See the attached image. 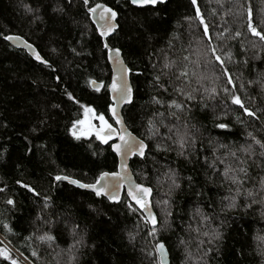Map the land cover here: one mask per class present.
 <instances>
[{
    "label": "trees",
    "instance_id": "1",
    "mask_svg": "<svg viewBox=\"0 0 264 264\" xmlns=\"http://www.w3.org/2000/svg\"><path fill=\"white\" fill-rule=\"evenodd\" d=\"M100 1L118 13V28L107 42L121 49L131 70L134 97L124 107L123 115L140 138H145L153 112L164 110L151 102L153 96L159 94L167 100L171 94L172 98L183 99L172 94L170 76L162 77L168 92L154 82L165 54L173 60L188 56L190 61L199 59L203 63L204 57L199 54L206 51L209 37L236 85L245 84L246 91L238 94L260 119L242 115V110L223 93L215 98L205 94L201 100V89L194 93L195 100L185 101L188 111L180 114L181 126L187 123L196 138L189 159L178 156L175 146L172 151H157L154 145L160 137L145 139L151 151L146 159L133 158L131 168L139 182L152 188L158 225L155 236H151L148 233L152 226L141 219L140 213L132 214L125 206V202H131L126 195L121 202H111L54 179L68 175L92 182L100 171L117 170L118 164L109 145L101 144L94 136L76 140L69 131L72 122L83 116L80 104L105 112L109 94L105 88L96 92L89 81L107 84L112 74L103 49L104 39L99 37L82 0H0V33L24 37L52 64L48 68L37 63L27 51L0 36V222L8 223L15 233L8 235L12 257L22 264H69L70 256L75 257L71 264H159L154 247L162 241L171 264H264V243L257 239L264 237L260 206L246 209L240 199V207L222 210L227 203L222 198L229 194L228 184L221 186L222 177L218 175L223 165L217 164L216 173L208 167L214 159L213 149L215 156L221 157L226 151L218 145H242L249 131L264 137V91L259 83L248 85L249 80H259L264 75V42L252 36L246 26L251 9L254 26L258 31L264 28V0H197L196 5L191 0H167L146 7H136L129 0L90 3ZM196 7L208 24L209 37L202 36L203 25L195 19ZM54 8L63 11H53ZM224 28L229 31L221 40L218 33ZM236 31L241 33L238 38L227 39ZM229 52L230 60L224 56ZM213 64L216 66L197 69L208 77L203 86L223 88L226 78L215 79L220 67L216 61ZM188 67L191 75L195 65L189 63ZM192 87H199L195 80ZM65 89L74 100L68 99ZM165 123L171 126L176 121L168 117ZM216 123H225L229 128H215ZM167 131L161 127V136ZM170 169L175 170L179 187H173L165 175ZM250 172L253 176L264 174L255 166ZM23 184L39 195L29 192ZM45 196L49 198L47 208L43 206ZM8 199L13 200V205L6 203ZM165 200L167 205L163 204ZM197 209L209 217L201 232L220 233L219 239L210 245L205 242L199 249L197 238L207 241L208 237L189 229V225L195 229L200 224ZM74 224L79 226L75 238L82 244L69 252ZM44 232L56 238L53 247L35 240L28 246L25 237ZM129 233L135 238L130 240ZM4 237L0 224V240ZM33 249L38 250V258L31 255ZM0 264L10 261L0 259Z\"/></svg>",
    "mask_w": 264,
    "mask_h": 264
},
{
    "label": "snow or ice",
    "instance_id": "2",
    "mask_svg": "<svg viewBox=\"0 0 264 264\" xmlns=\"http://www.w3.org/2000/svg\"><path fill=\"white\" fill-rule=\"evenodd\" d=\"M82 2L89 16L93 18V22L97 25L96 31L99 33V37L101 39L110 37L118 28V13L112 7L104 3H90V0H82ZM130 3L137 6H156L157 4L165 3V0H130ZM191 3L196 5L197 0H191ZM27 11L32 12V9L27 8ZM53 11L62 12L63 8H54ZM185 19L191 20L193 18L185 17ZM195 19L198 20L199 25H203L202 36L209 37V27L208 24L205 23L199 7L195 9ZM225 23L227 22L225 21ZM261 23L264 24V21ZM246 26L247 31L251 33L252 36L258 37L260 41L264 42V28L258 31L257 26H254L251 9L247 12ZM228 31V28H224L223 32L218 33V38L224 40V33ZM240 35L241 33L236 31L234 36H229L227 39H236ZM0 36H2L5 41L14 42L18 46L22 45L37 63L52 68V64L49 60L45 59L30 42L23 40L22 37L11 34L5 35L3 33H0ZM103 49L106 51L107 59L113 65L111 81L107 84H104V82L97 84L96 81L92 80L89 81V83L96 92L99 93L103 87L109 94V102L106 105L105 112H98L91 105L80 104L83 116L72 122L69 131L76 140H80L81 137L94 136L101 144L109 145L115 156L119 158V163L116 165L117 170L100 171L92 182H83L80 179H74L68 175H57L54 179L56 181H67L70 185H74L79 189L90 190L96 197H105L111 202H121L120 191L126 188L128 201L131 202H125V206L132 214L140 213L141 219H143L146 224L152 225L151 231L148 234L155 236L158 221L152 210L149 199L152 188L134 182L131 178L128 166V162L132 157L146 159L147 152L151 151V149L149 145L145 143V139L152 140L156 137H160V142L154 145L157 151H172V146H175V151L178 156L189 159L191 155L189 150L195 146L196 138L190 131L187 123H183L181 126L180 114L188 111L185 101L195 100L196 95H194V93L201 92V89H203L200 97L201 100L204 98L205 94L210 98H215L217 95L223 93L232 105H236L242 110V115L256 119H260V117L257 116L256 110L246 106L245 101L238 94L240 91H246L245 84L240 82L238 86L236 85L225 65L224 59L218 54V48L212 44L211 38L209 37L206 42V51L199 54L204 57L203 63H201L199 59L197 61H190L188 56H182L173 60L169 59L167 54H165L163 63L161 64V71L158 75L154 76V82L159 88L163 89L164 92H168V87L163 82L162 77L170 76L172 78L169 82L172 88V94L183 97V99L178 100L172 98L171 94L167 100L160 97L159 94L153 96L151 102L154 105H159L160 108L164 110L160 111L157 109L153 112V116L149 117L147 121L145 138H139L129 131L121 111L123 105L130 104L133 100L132 88L128 82V73L131 70L124 63L120 48L111 47L107 40H104ZM53 51H55V49H53ZM224 56L230 60L231 53H224ZM213 61L218 62L220 67V75L215 76V79L219 80L221 76L226 78V85L220 89L216 86L205 88L203 86V81L208 79V77L204 76L202 72L197 71V69L202 67L207 68L208 65H213V67H215L216 65L213 64ZM189 63L195 65V69L191 72V75L189 74ZM173 69H175V71H173ZM56 79L59 80L60 78L56 77ZM172 80L178 83H173ZM193 80H195V83L199 85V87H192ZM257 83L260 84L261 90L264 91V75H262L259 80L248 81L249 86ZM227 85H231L232 87L229 88ZM65 95L70 101L74 100L72 93L68 92L67 89H65ZM249 99H252V97H249ZM76 103H79V101H76ZM168 117L174 118L176 123L171 126L166 124L165 119ZM240 122L243 123L244 121L241 120ZM161 127H165L168 130L167 134L164 136L160 134ZM214 127L226 130L229 128V125L225 123H216ZM218 147L226 149L224 155L222 157L215 156L216 149H213L214 159L211 163H208V158L205 157V162L208 163V167L211 168L214 173H216L217 164L223 165V170L219 172L218 175L222 177L221 186L225 183L228 184L227 192L229 194L222 198L227 202L222 210H231L240 207L238 201L243 199V207L246 209L251 208L253 205H259L260 215L264 218V174L253 176L250 172V168L255 166L264 173V137H257L253 132L249 131L246 133V142L244 144L239 146L221 144L218 145ZM257 149H259V151H257ZM165 175L171 181L173 187H179L175 170L170 169ZM17 183L20 182L17 181ZM249 184H251V187L248 186ZM22 187L26 188L29 192H33L35 195H39V193L28 184H23ZM43 199V206L47 208L49 198L45 196ZM6 203L8 205H13L14 202L12 199H8ZM163 204L167 205L168 201H163ZM170 214V212L167 213V215ZM196 215L201 217L200 224L195 229H192L191 225H189V229L196 231L203 237H208L207 241L197 238L198 242L196 247L199 249L205 242L210 245L214 240L219 239L220 233L215 230L212 232H201V227L205 221L209 220V217L203 215L200 209L196 210ZM0 224H2L3 231L5 232L4 239L0 240V259L10 261V264H22L20 260L12 257V249L9 247L11 241L8 240V235H15L13 229L6 222H0ZM78 228V225L74 224L72 226L73 244L69 245V252H72L77 244H82V240H77L75 238L78 234ZM134 238V235L129 233V239L131 240ZM55 239L56 238L48 232L39 235L30 234L25 237V240L29 241V247H31V242L35 240L39 243L47 244L48 247L51 248L55 244ZM257 239L264 243V237H257ZM6 240L7 243H5ZM181 243L185 242L181 241ZM16 251L19 252V249H16ZM154 251L159 257L160 264H166L165 244L163 242H157ZM208 251H211V248H209ZM20 255L22 256L23 253H20ZM31 255L38 258V250L33 249ZM204 255H207V252H205ZM74 259V256H70L69 264H71V261ZM24 260L27 261L28 258L24 257ZM28 264H31V262H28Z\"/></svg>",
    "mask_w": 264,
    "mask_h": 264
},
{
    "label": "water",
    "instance_id": "3",
    "mask_svg": "<svg viewBox=\"0 0 264 264\" xmlns=\"http://www.w3.org/2000/svg\"><path fill=\"white\" fill-rule=\"evenodd\" d=\"M130 1V0H129ZM167 0H165V2H166ZM97 3H104V2H102V1H100V2H97ZM104 4H106V3H104ZM107 6H109L108 4H106ZM134 6H136V7H146V6H153V5H142V6H137V5H134ZM109 7H111V6H109ZM91 19H92V21H93V18L91 17ZM117 19H118V16H117ZM118 23V22H117ZM95 24V23H94ZM96 25V24H95ZM96 27H97V25H96ZM11 35H16V34H11ZM113 34H111L110 36H112ZM17 36H20V35H17ZM20 37H22V36H20ZM23 38V40H25V41H28V40H26L24 37H22ZM109 37H106V38H103L104 40H107ZM11 45H13L14 47H16V48H19V49H24L23 47H22V45H20V46H18L17 44H15L14 42H11V41H8ZM29 42V41H28ZM32 44V43H31ZM36 49H37V51H39L38 50V48L34 45V44H32ZM116 48H118V47H116ZM25 51H27V49H24ZM28 53V52H27ZM121 55H122V58H123V60H124V63L127 65V63H126V61H125V59H124V56H123V53H122V51H121ZM108 62H109V64H110V67H111V70L113 69V65H112V63L108 60ZM127 67H128V65H127ZM129 68V67H128ZM111 76H112V74H111ZM94 81H96L97 82V84H99L100 83V81H97V80H94ZM111 81V80H110ZM128 82H129V84H130V86H131V88H132V94H133V97H134V88H133V85H132V82H131V78H130V73H128ZM92 88H93V86H92ZM103 88V87H102ZM101 88V89H102ZM94 89V88H93ZM133 101V100H132ZM127 105H129V104H126V105H123L122 106V109H121V111H122V115H123V109H124V107L125 106H127ZM123 117H124V115H123ZM129 128V127H128ZM129 131H131L134 135H136V136H138L137 134H135L130 128H129ZM139 137V136H138ZM140 138V137H139ZM146 143V142H145ZM118 158V157H117ZM133 158H135V157H132V158H130V160H129V162H128V166H129V170H130V174H131V178H132V180L134 181V182H136V183H140V184H144V183H141V182H139L137 179H136V177H135V175H134V173H133V171H132V168H131V161H132V159ZM118 163H119V158H118ZM144 185H146V184H144ZM146 186H148V185H146ZM150 187V186H149ZM88 191H90V190H88ZM124 195H126L127 196V194H126V188L125 189H121V191H120V196H121V200H122V198L124 197ZM149 199H150V202H151V206H152V210H153V212H154V214H155V216H156V213H155V211H154V207H153V198H152V193H151V196L149 197ZM156 218H157V216H156ZM157 221H158V219H157ZM151 225V224H150ZM157 225H158V223H157ZM156 225V226H157ZM152 226V225H151ZM162 242V241H161ZM164 243V242H163ZM165 244V243H164ZM165 247H166V264H171V260H170V254H169V251H168V248H167V246L165 245ZM159 258V257H158ZM159 264H160V261H159Z\"/></svg>",
    "mask_w": 264,
    "mask_h": 264
}]
</instances>
